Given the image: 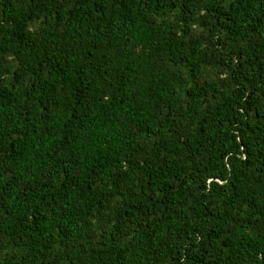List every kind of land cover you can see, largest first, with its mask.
<instances>
[{
	"label": "trees",
	"instance_id": "16d2710c",
	"mask_svg": "<svg viewBox=\"0 0 264 264\" xmlns=\"http://www.w3.org/2000/svg\"><path fill=\"white\" fill-rule=\"evenodd\" d=\"M0 264H264V0H0Z\"/></svg>",
	"mask_w": 264,
	"mask_h": 264
}]
</instances>
